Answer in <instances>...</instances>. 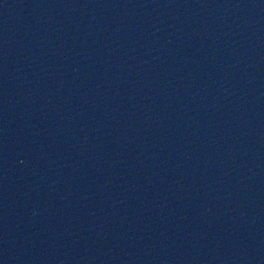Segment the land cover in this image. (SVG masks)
<instances>
[{"label":"water","instance_id":"water-1","mask_svg":"<svg viewBox=\"0 0 264 264\" xmlns=\"http://www.w3.org/2000/svg\"><path fill=\"white\" fill-rule=\"evenodd\" d=\"M0 264H264V0H0Z\"/></svg>","mask_w":264,"mask_h":264}]
</instances>
